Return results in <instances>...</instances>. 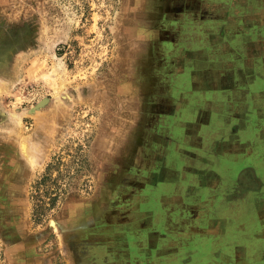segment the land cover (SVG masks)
Returning a JSON list of instances; mask_svg holds the SVG:
<instances>
[{
  "label": "rangeland",
  "instance_id": "rangeland-1",
  "mask_svg": "<svg viewBox=\"0 0 264 264\" xmlns=\"http://www.w3.org/2000/svg\"><path fill=\"white\" fill-rule=\"evenodd\" d=\"M200 4L0 0V264H125L120 238L149 199L152 170L144 169L154 163L157 137L166 141L156 135L153 104L166 92L178 95L169 86L190 69L192 52L217 50L224 31L227 13ZM248 40L242 49H250ZM256 62L262 59L247 63ZM263 75L257 67L251 88L207 96L215 105L226 100L227 111H211L212 118H232L235 142H254L264 129ZM243 90L250 94L240 105ZM242 168L260 189L264 170L250 162ZM228 221L222 242L245 245L237 236L254 233L245 214Z\"/></svg>",
  "mask_w": 264,
  "mask_h": 264
},
{
  "label": "crops",
  "instance_id": "crops-1",
  "mask_svg": "<svg viewBox=\"0 0 264 264\" xmlns=\"http://www.w3.org/2000/svg\"><path fill=\"white\" fill-rule=\"evenodd\" d=\"M200 3V9L227 13L224 31L218 32L217 50L200 46L202 50L192 52L187 66L190 69L171 86L178 95L166 100L168 107L159 123V135L166 141L159 142L154 163L144 169L152 170L149 199L142 201L139 214L126 225L120 238V245H127L125 264H264V184L257 189L252 170L239 169L250 162L264 170V129L255 130L254 142L242 137L235 142L239 128L229 131L232 118L219 116L217 123L212 118L211 111H227L226 100L215 105L207 98L223 89L251 88V72L257 67L264 70V0ZM245 39H249L246 43L250 49L241 48ZM215 56L220 57L217 64L212 62ZM243 58L245 69H238L236 62ZM259 58L262 62L247 63ZM238 76L244 82L248 80L245 86L235 84ZM249 94V90H243L235 99L241 105L248 102ZM260 95L264 99V93ZM220 137L224 144L218 142ZM261 148L263 153H258ZM228 189L234 190V197L227 198ZM220 202L222 205L217 206ZM251 202L257 207L256 213H251L255 208ZM235 212L245 214L254 229L250 239L243 234L237 236L247 239L245 245L222 242L228 218ZM216 213L222 215L220 221L214 220L219 216Z\"/></svg>",
  "mask_w": 264,
  "mask_h": 264
},
{
  "label": "flooded vegetation",
  "instance_id": "flooded-vegetation-1",
  "mask_svg": "<svg viewBox=\"0 0 264 264\" xmlns=\"http://www.w3.org/2000/svg\"><path fill=\"white\" fill-rule=\"evenodd\" d=\"M168 62V61H167ZM173 83V82H172ZM172 83L170 84V86L169 87H171L172 86ZM163 85H165V84H163ZM162 84L158 87V89H160L161 88V90H164V91H168L167 90V88H168V85H166V86H163ZM169 96L171 97H173V94H170V93H168V92H166V93H164V94H162V96L159 98L158 97V99H156V101L157 102H155L154 104H153V107H152V105H151V107H152V112H155V114H154V120L153 121H157V126H156V135L157 134H159V129H160V127H161V124H159L160 122H161V114H162V111L166 108V107H168V102L166 101L168 98H169ZM158 148H159V143H158V137H157V142H156V144H155V150L157 151L158 150Z\"/></svg>",
  "mask_w": 264,
  "mask_h": 264
},
{
  "label": "trees",
  "instance_id": "trees-1",
  "mask_svg": "<svg viewBox=\"0 0 264 264\" xmlns=\"http://www.w3.org/2000/svg\"><path fill=\"white\" fill-rule=\"evenodd\" d=\"M36 212V211H35ZM34 215L36 216V214L34 213Z\"/></svg>",
  "mask_w": 264,
  "mask_h": 264
}]
</instances>
